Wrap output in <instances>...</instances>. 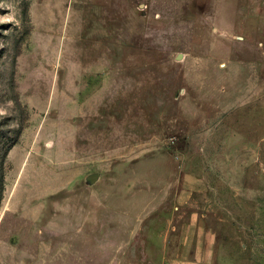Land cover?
I'll list each match as a JSON object with an SVG mask.
<instances>
[{
  "label": "rangeland",
  "instance_id": "rangeland-1",
  "mask_svg": "<svg viewBox=\"0 0 264 264\" xmlns=\"http://www.w3.org/2000/svg\"><path fill=\"white\" fill-rule=\"evenodd\" d=\"M194 259L264 264V0H0V264Z\"/></svg>",
  "mask_w": 264,
  "mask_h": 264
},
{
  "label": "water",
  "instance_id": "water-1",
  "mask_svg": "<svg viewBox=\"0 0 264 264\" xmlns=\"http://www.w3.org/2000/svg\"><path fill=\"white\" fill-rule=\"evenodd\" d=\"M98 178L99 176L97 174H93L89 177L88 181L90 182V184H94L98 180Z\"/></svg>",
  "mask_w": 264,
  "mask_h": 264
},
{
  "label": "crops",
  "instance_id": "crops-1",
  "mask_svg": "<svg viewBox=\"0 0 264 264\" xmlns=\"http://www.w3.org/2000/svg\"><path fill=\"white\" fill-rule=\"evenodd\" d=\"M194 261H195L196 264H200V262H198L197 260L194 259Z\"/></svg>",
  "mask_w": 264,
  "mask_h": 264
}]
</instances>
